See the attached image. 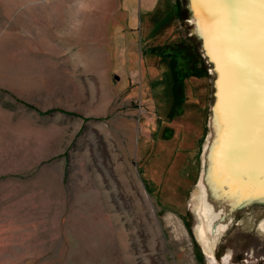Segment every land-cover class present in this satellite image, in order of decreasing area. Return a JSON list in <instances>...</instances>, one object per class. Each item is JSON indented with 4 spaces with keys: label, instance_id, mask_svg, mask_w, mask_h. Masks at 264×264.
<instances>
[{
    "label": "rangeland",
    "instance_id": "374dc122",
    "mask_svg": "<svg viewBox=\"0 0 264 264\" xmlns=\"http://www.w3.org/2000/svg\"><path fill=\"white\" fill-rule=\"evenodd\" d=\"M200 27L190 0H0V264H210L192 194L220 75ZM151 52L205 76L184 87L204 124L165 160L170 97ZM262 219L263 200L241 209L217 261L264 264Z\"/></svg>",
    "mask_w": 264,
    "mask_h": 264
},
{
    "label": "bare ground",
    "instance_id": "6f19581e",
    "mask_svg": "<svg viewBox=\"0 0 264 264\" xmlns=\"http://www.w3.org/2000/svg\"><path fill=\"white\" fill-rule=\"evenodd\" d=\"M190 2L220 75L209 123L218 135L206 140L192 194L195 233L210 264H229L215 243L241 209L264 201V0ZM257 228L264 233V219Z\"/></svg>",
    "mask_w": 264,
    "mask_h": 264
},
{
    "label": "trees",
    "instance_id": "16d2710c",
    "mask_svg": "<svg viewBox=\"0 0 264 264\" xmlns=\"http://www.w3.org/2000/svg\"><path fill=\"white\" fill-rule=\"evenodd\" d=\"M151 53L157 55L158 57L162 59V60L161 59L158 60V57H157L156 61H157V65L161 68L160 69L161 73L160 72L159 73L161 75L166 74L164 75L165 79L167 78L166 89L170 97L169 104H170L171 111L167 113L165 125L159 131L160 145L161 147H163L162 151L160 152L162 154V158H164L165 160V158H168L169 155L170 157H173V156L176 157L180 155V153L183 152L184 150L181 151L182 147L178 145V143L179 142L181 143L182 139L185 140L187 138L192 141L193 134L194 136H197V133H198L197 131H199L200 126L202 127V125L204 124L205 117L202 119L200 118L197 121H194L185 115V112L189 109V103L187 100L186 89L184 87L186 84V80L191 79L193 77L201 80L200 78H203L205 76H202L201 74H198L195 71L192 72L188 70L180 73L179 71L180 60L178 59L179 55L176 56L169 52H165V53L164 52L163 53L162 52L160 53L151 52ZM158 71H159V68H158ZM201 83L202 82H199V83L195 82L192 84V88H193L192 92L193 94H197V99L199 98L200 95H202L201 89H203L202 88L203 86ZM184 122H185V125H184ZM181 123L184 125L186 135L182 132ZM198 127L199 129L197 130ZM172 128H174L178 133L177 134L172 133L168 136L167 135L165 136L164 131L166 130L173 131ZM204 128L205 127H203V130ZM153 155L155 157H159L160 153L158 154L154 153ZM151 157L152 156L148 158V162L149 160L154 159L153 157L152 158ZM156 161L160 163L159 160H156ZM168 161L166 162V165H168L169 163ZM149 163H152V161H150ZM167 173L169 174L168 177H170L171 179L177 178L176 176L177 174L173 167L166 166L164 171L161 172L160 176L164 177L165 176L164 174H167Z\"/></svg>",
    "mask_w": 264,
    "mask_h": 264
}]
</instances>
